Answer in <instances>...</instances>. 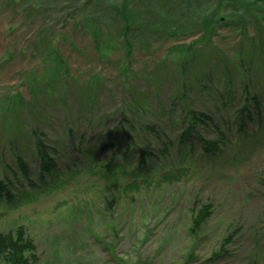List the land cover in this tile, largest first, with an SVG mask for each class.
Instances as JSON below:
<instances>
[{
  "label": "rangeland",
  "instance_id": "obj_1",
  "mask_svg": "<svg viewBox=\"0 0 264 264\" xmlns=\"http://www.w3.org/2000/svg\"><path fill=\"white\" fill-rule=\"evenodd\" d=\"M87 1L75 13L57 3L29 19L0 0V181L12 195L0 198V233L23 227L35 264H247L253 253L264 264V70L257 73L249 43L220 27L194 60L198 67L180 75L172 47L200 36L174 34L127 57L113 35L114 52L98 50L80 23L96 11ZM100 1L109 11L123 0ZM46 23L61 68L52 52L40 51ZM102 29L105 40L109 27ZM226 67L248 86L233 89L230 113L217 96ZM243 107L252 120L241 129ZM189 108L215 118L226 137L221 157L181 141ZM201 129L220 137L213 125ZM37 139L56 162L50 176L41 175ZM144 156L156 182L131 190L125 186ZM112 159L126 167L116 178L105 169ZM176 167L187 171L180 180H160ZM207 204L211 215L195 237L191 210Z\"/></svg>",
  "mask_w": 264,
  "mask_h": 264
},
{
  "label": "trees",
  "instance_id": "obj_2",
  "mask_svg": "<svg viewBox=\"0 0 264 264\" xmlns=\"http://www.w3.org/2000/svg\"><path fill=\"white\" fill-rule=\"evenodd\" d=\"M81 1L83 0H8V5L21 8L25 18L30 19L47 14L45 11H42V8H49L50 11V8L51 10L54 9L57 3L62 5L66 11L70 10L71 12L73 10L72 12L75 13L79 10L77 4ZM101 4L100 0H88L85 2L83 6H90L96 11L93 13L94 16L86 17L89 20L80 22L82 27L88 28L91 37L96 42L98 50L102 48L104 51L112 54L114 52L113 44L115 41L113 35L119 37L120 45L124 48L125 55L130 57L136 46L149 48L154 42L165 41L178 34H196L198 37H201L197 41L190 44L182 43L176 47L171 46L172 49H175V52L172 54L175 57L174 62L178 63V72L180 75H184L189 68L188 66L195 65L194 60L200 56L204 48L208 47V43L214 34H216L217 29L223 27L229 29L231 32L240 33V37L251 46L253 55L251 59L254 60L257 66V73L258 70L260 72L264 70V0H123L118 3L117 7L111 6L110 9L114 12H111V10H101ZM103 26L109 27V33H106L105 40L103 39ZM51 30L52 28L49 23H46L38 31V40L41 44L40 51H47L50 55L52 52L53 61L61 68L64 62L59 58L56 49L52 45ZM174 34L176 35L173 36ZM101 45L104 46L101 47ZM193 67L195 69L198 66L195 65ZM250 68L251 66H246V71H251L252 69ZM224 69L227 85L217 92V96L223 99L220 102L221 107L230 113L232 109L229 111V107L232 104L234 96H236L232 93L234 92L233 89L241 85H244L248 89V86L245 79L243 82H240L238 78H234L239 74L235 69H230V67ZM206 81L211 87L209 77L206 78ZM236 81L238 82L235 83ZM250 102L254 104L253 108L255 111H260L261 104L258 99L253 98ZM183 113L184 118L182 121L186 123L187 127L181 134V141L196 140L200 144V151L203 156H210L212 160L213 157L214 159L221 157L219 154L224 153L227 146L226 137L223 131L217 129L216 126L218 124H216L215 118L211 114L198 112L191 108L185 109ZM251 115L252 113L250 114L247 107L239 109L236 114V117L240 119L239 128L244 129L245 118L251 121ZM262 123L263 121L260 122L261 125ZM212 125L218 130L220 137L217 139H209L202 134L201 127L209 128ZM197 126L201 127H199V131H197L198 129L196 130L197 135L195 136L193 132ZM35 147L40 162L41 175L50 176L56 173L58 171L56 162L50 156L49 149L44 142L41 139H37ZM16 161L26 176L27 170L22 157L16 156ZM146 161L147 158L145 156L141 158L136 171L132 173L133 180L127 183L125 187L137 190L142 184L145 186L155 184L153 182L156 181L153 180V177L151 178L152 175L146 172L148 169ZM125 168V165L117 163L114 159L110 160L105 166L107 173L111 174L112 178H116ZM183 173H187V171L176 167L162 174L160 180L171 184L180 180L178 178L180 175H184ZM2 196H5L9 201L12 199L11 193L0 181V198ZM209 204L200 207L194 205L191 210L194 213L192 214L193 223L190 232L195 237L204 228V223L211 215L212 207ZM231 238V236H227L223 239L221 251ZM220 250L215 253V256L220 255ZM34 251L35 247L26 236L23 227H18L12 232L0 233V261L3 264H35L37 257ZM258 256L256 253L250 255L247 264H260Z\"/></svg>",
  "mask_w": 264,
  "mask_h": 264
}]
</instances>
